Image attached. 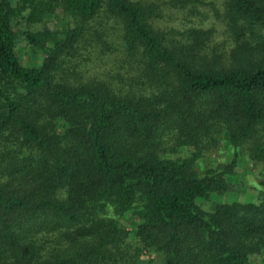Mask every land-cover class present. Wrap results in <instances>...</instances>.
I'll list each match as a JSON object with an SVG mask.
<instances>
[{
  "label": "trees",
  "instance_id": "16d2710c",
  "mask_svg": "<svg viewBox=\"0 0 264 264\" xmlns=\"http://www.w3.org/2000/svg\"><path fill=\"white\" fill-rule=\"evenodd\" d=\"M263 256L264 0H0V264Z\"/></svg>",
  "mask_w": 264,
  "mask_h": 264
},
{
  "label": "rangeland",
  "instance_id": "374dc122",
  "mask_svg": "<svg viewBox=\"0 0 264 264\" xmlns=\"http://www.w3.org/2000/svg\"><path fill=\"white\" fill-rule=\"evenodd\" d=\"M55 23V25H58L60 23H63L62 21L60 22L59 19L58 20H53L51 21V26H53ZM19 53L20 56L22 58L23 62H26L28 64H37L39 63V58L40 55L38 53H35L33 51V49L31 48L30 45L28 44H24L23 41L19 42ZM212 158H216L215 155H211ZM226 159L229 158V156H225ZM229 180L232 182V184L235 186V191H230L228 193H226L224 196L221 195H217L214 194L211 196L210 200L208 202L205 201V205H207V207L212 208L213 205H215L216 202H221L224 201L225 199L231 200L233 199V197L237 194H240L241 197H243V199L245 201H258L261 197V194L259 195V188H253L252 183H251V190H249V187L242 184V182L239 180L238 176H231L228 177ZM259 264H264V256L262 257V261H259Z\"/></svg>",
  "mask_w": 264,
  "mask_h": 264
}]
</instances>
